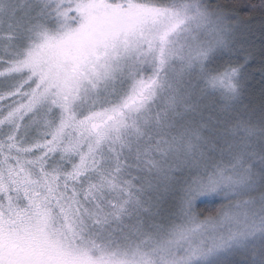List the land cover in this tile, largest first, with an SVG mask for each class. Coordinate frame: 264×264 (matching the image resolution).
Listing matches in <instances>:
<instances>
[{
	"label": "snow or ice",
	"instance_id": "6c2138e0",
	"mask_svg": "<svg viewBox=\"0 0 264 264\" xmlns=\"http://www.w3.org/2000/svg\"><path fill=\"white\" fill-rule=\"evenodd\" d=\"M0 264H264V0H0Z\"/></svg>",
	"mask_w": 264,
	"mask_h": 264
},
{
	"label": "trees",
	"instance_id": "16d2710c",
	"mask_svg": "<svg viewBox=\"0 0 264 264\" xmlns=\"http://www.w3.org/2000/svg\"><path fill=\"white\" fill-rule=\"evenodd\" d=\"M211 2H215V3H223L224 0H211ZM243 3H249V0H242ZM251 2H257V0H251ZM242 15V18L247 21L249 19V17L246 15V14H241ZM258 25H255L254 26V29L256 30V35H255V40H256V45H257V49L259 48V45H260V35H259V31H258ZM258 54V53H257ZM258 62V61H257ZM259 74V73H258ZM260 89H261V83H260V76L259 78H257L255 81H254V87H253V92L255 94V96L258 98L259 95H260ZM202 207H208V208H211L213 207V202H210L208 204L206 203H202L201 205Z\"/></svg>",
	"mask_w": 264,
	"mask_h": 264
},
{
	"label": "rangeland",
	"instance_id": "374dc122",
	"mask_svg": "<svg viewBox=\"0 0 264 264\" xmlns=\"http://www.w3.org/2000/svg\"><path fill=\"white\" fill-rule=\"evenodd\" d=\"M210 2H211V0H210ZM212 3L215 4V2H212ZM255 75H256V79L259 78V74H258V73H256ZM256 79H255V80H256ZM255 80L251 81V83H252V89H253V87H254V81H255ZM252 91H253V90H252ZM210 202H212L211 199H209V200H208L207 202H205V203L208 204V203H210Z\"/></svg>",
	"mask_w": 264,
	"mask_h": 264
}]
</instances>
